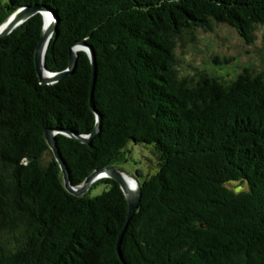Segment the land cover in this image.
<instances>
[{
  "label": "trees",
  "instance_id": "1",
  "mask_svg": "<svg viewBox=\"0 0 264 264\" xmlns=\"http://www.w3.org/2000/svg\"><path fill=\"white\" fill-rule=\"evenodd\" d=\"M34 3L56 29L51 71L83 40L95 57L90 144L57 133L72 185L126 160L129 142L151 145L156 170L137 209L114 180L75 196L47 144V128L89 134L91 64L39 82L35 14L0 37V264H264V63L230 77L181 72L177 42L215 26L246 42L264 31V0H0V24ZM138 172V171H137Z\"/></svg>",
  "mask_w": 264,
  "mask_h": 264
},
{
  "label": "rangeland",
  "instance_id": "2",
  "mask_svg": "<svg viewBox=\"0 0 264 264\" xmlns=\"http://www.w3.org/2000/svg\"><path fill=\"white\" fill-rule=\"evenodd\" d=\"M175 55L181 72L204 70L230 77L245 66L261 69L264 63V31L258 28L251 42H246L232 27L220 24L212 31H199L177 42ZM126 148V160L116 164L115 168L138 181L155 172L151 145L129 142ZM107 188L108 184L99 181L86 192L93 196Z\"/></svg>",
  "mask_w": 264,
  "mask_h": 264
},
{
  "label": "water",
  "instance_id": "3",
  "mask_svg": "<svg viewBox=\"0 0 264 264\" xmlns=\"http://www.w3.org/2000/svg\"><path fill=\"white\" fill-rule=\"evenodd\" d=\"M35 14H40L42 18V27H41V33L39 37V41L35 47L34 50V64H35V71L38 76L39 82L42 84H54L58 82L61 78L68 74H72L76 68L77 63V52L78 51H84L91 64V98H90V106L92 110L95 113V125L93 130L86 135L79 134L74 132L73 130L69 129H62V128H47L44 132V137L53 151V154L55 156V159L59 165V168L62 173V180H63V186L66 191H68L70 194H73L75 196H81L84 193H86V190L89 189V185L92 184L95 180L101 179V178H110L117 182L119 185L125 199L127 202V222L131 219L133 214L135 213L139 199H140V183L138 179L131 176L129 178H132L134 180V186L132 189H130L127 186L126 178L128 175L118 170L117 168L113 166H107L104 168L96 169L94 170L90 175H88L82 183L78 185H72L69 179V173L66 168L65 163L61 159L58 149L56 147V140L55 135L57 133L63 134L67 137L76 139L82 143L90 144L91 140L98 134L100 131V125H101V119L100 115L96 112L93 101H92V91L94 87V81H95V70H96V64H95V57L94 53L90 46H88L83 40L75 41L72 44H70L68 49V65L64 70L61 71H51L48 70L45 66L44 60H45V53L48 46V43L56 29L57 25V18L55 15V12L43 5L34 3L32 5H24L13 11L4 21L0 24V37H4L8 35L11 31H13L16 27L21 25L23 22H25L28 18Z\"/></svg>",
  "mask_w": 264,
  "mask_h": 264
},
{
  "label": "bare ground",
  "instance_id": "4",
  "mask_svg": "<svg viewBox=\"0 0 264 264\" xmlns=\"http://www.w3.org/2000/svg\"><path fill=\"white\" fill-rule=\"evenodd\" d=\"M126 183H127V186H128L130 189L133 188V186H134V180H133V179L127 177V178H126Z\"/></svg>",
  "mask_w": 264,
  "mask_h": 264
}]
</instances>
